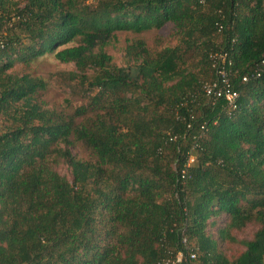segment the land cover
I'll return each instance as SVG.
<instances>
[{
	"label": "trees",
	"instance_id": "16d2710c",
	"mask_svg": "<svg viewBox=\"0 0 264 264\" xmlns=\"http://www.w3.org/2000/svg\"><path fill=\"white\" fill-rule=\"evenodd\" d=\"M168 23L174 45L134 38L124 65L107 50L118 31ZM47 53L75 66L72 111L11 71ZM214 82L234 105L206 93ZM188 250L194 264H264V0H0V264Z\"/></svg>",
	"mask_w": 264,
	"mask_h": 264
},
{
	"label": "rangeland",
	"instance_id": "374dc122",
	"mask_svg": "<svg viewBox=\"0 0 264 264\" xmlns=\"http://www.w3.org/2000/svg\"><path fill=\"white\" fill-rule=\"evenodd\" d=\"M85 1L88 2L90 0ZM134 38L144 39L146 44L153 51L161 50L165 46L174 45L177 42V38L174 36L173 23H168L160 29L153 28L140 33L130 30L118 31L107 46V50L112 55L115 63L119 65L126 64L127 57L125 49L128 43ZM74 69L75 66L73 63L61 62L55 57L54 53H47L34 59L29 64L19 61L11 71L16 73L31 72L34 75L42 77L47 84L44 98L48 106L72 111L75 106L85 101V98L78 89H73L72 86H69L71 82L68 77ZM73 151L78 156L84 158L90 157L89 151L81 143H77ZM56 168L62 174L71 177V169L65 162L57 163ZM224 218V215L220 216L217 225L209 228L212 233H216L218 225H222ZM255 228V226L250 225L246 229L238 231L237 235L238 237H250ZM223 247L226 249L227 245L224 244ZM230 250L232 254H237L240 251L236 245H232Z\"/></svg>",
	"mask_w": 264,
	"mask_h": 264
},
{
	"label": "built area",
	"instance_id": "2783aa9c",
	"mask_svg": "<svg viewBox=\"0 0 264 264\" xmlns=\"http://www.w3.org/2000/svg\"><path fill=\"white\" fill-rule=\"evenodd\" d=\"M225 84L226 87L229 86L228 82H226ZM205 91L208 95L214 94L217 96H220L224 93L229 103L232 105L235 104L236 98L238 96L237 92H234L229 88H221L216 82L206 84ZM184 241L186 242V238H184ZM195 258L196 252L194 250H188L187 253H185L184 251H179L175 257L164 260V264H194L193 260Z\"/></svg>",
	"mask_w": 264,
	"mask_h": 264
}]
</instances>
